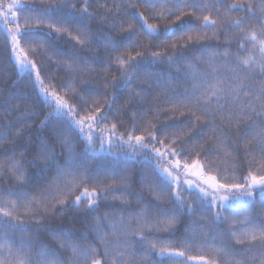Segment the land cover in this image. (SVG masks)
I'll use <instances>...</instances> for the list:
<instances>
[{
  "label": "snow or ice",
  "instance_id": "6c2138e0",
  "mask_svg": "<svg viewBox=\"0 0 264 264\" xmlns=\"http://www.w3.org/2000/svg\"><path fill=\"white\" fill-rule=\"evenodd\" d=\"M221 8L203 0H0L13 67L36 92L19 97L31 107H4L13 94L0 102V184L9 186L0 187V264H264V0L227 5L226 13H245L235 20L221 19ZM97 20L93 30L88 21ZM225 20L240 33L225 36L235 52L201 43L218 40ZM162 36L149 54L141 38ZM65 37L68 48L57 44ZM160 64L167 70H148ZM33 116L35 135L25 131ZM117 143L123 155L112 153ZM128 160L142 167H120ZM68 209L82 215L52 228Z\"/></svg>",
  "mask_w": 264,
  "mask_h": 264
},
{
  "label": "trees",
  "instance_id": "16d2710c",
  "mask_svg": "<svg viewBox=\"0 0 264 264\" xmlns=\"http://www.w3.org/2000/svg\"><path fill=\"white\" fill-rule=\"evenodd\" d=\"M5 2L7 3L8 0H5ZM25 2L31 3V0H25ZM90 2H91V0H90ZM117 2H120V0H117ZM240 2H244V0H203V3L208 4V5H215L216 7H220L221 4H224L225 8H221L220 17H221V19H224L226 16H230V18L232 20H235V19H237V18H239L241 16H244L245 13L244 12H236V11H233L230 14L226 13V6L229 5V4H232V3H240ZM255 2L257 4H259L261 2V0H255ZM110 4H111V0H109V5ZM79 6L80 5H78V7ZM90 11H92V12L97 11V5L95 3H93V6L90 9ZM101 11H103V9H101ZM140 11H143V8H141ZM257 12H258V9H257ZM145 15L147 16V13H145ZM212 15L215 16L216 15L215 12H213ZM88 23L90 24V26H91V28L93 30H96L99 27L101 22L99 20H97L95 22L88 21ZM110 23L111 22H109V24ZM149 23H156V21L151 19V18H149ZM8 26L9 27H14V25H8ZM158 28L160 29V32L163 33L164 29H165V25L163 23H160V24H158ZM41 31L47 32L48 29L44 28ZM217 31H218V35H219V39L218 40L209 39V40L203 41L201 43L204 44V45H209L211 47H225V46H227V47H230L233 52H235L236 48H237L236 40L232 39L230 42H228L226 44L225 36L226 35H231L233 37H237V36L240 35V33L238 31L237 32H229L227 30V20H225V23L219 25ZM112 35L114 37L119 38V37H121L123 35H127V33L112 32ZM179 35H180V33L177 32L176 33V37H178ZM209 36L210 37L212 36L211 31H209ZM176 37L167 38L169 44H170L171 39H175ZM141 39L143 41L144 46L148 49V53L150 54L151 51L157 45L161 44V42L165 38L162 36L160 40L150 39V38H147V37H142ZM66 41H67V43H66ZM57 44H58V46L65 47V48H68V47L71 46V42L68 41L67 37H65V40L57 41ZM169 51H171L170 47H169ZM103 54L104 53L101 52V55H103ZM189 55H191V53H189ZM146 59H147V57H146ZM13 64H14V60L11 57V54H10V44H9V40L6 39V31L3 28L0 27V102H3L5 100V98L9 96V94H13V95H15L17 97V99L14 100L12 104L5 105L4 107L11 108V107H14V105L16 103H21L22 107H25V106L31 107L32 103H33L32 100H29L27 102V104H24L19 99V97L21 95L27 96V97H30V98H34L35 97L36 92H35V90H34V88L32 86L31 78H29L26 73H20L17 67H13ZM148 70L149 71H155V72H160L162 70L166 71L167 70V66L165 64H160L158 67L154 66L152 68H149ZM171 72H172L173 75L176 74V70L174 68L171 70ZM63 75H64L63 73L60 74L61 77ZM9 77H11V79L14 80L16 83L13 86V84L11 82H9L8 86L4 87L5 81L8 80ZM55 82L57 84H59L60 83V78H57V80ZM171 86L173 88H179V89H183L184 87H187L186 84L176 85L175 83H173ZM124 91H125V93H127L129 90L125 89ZM123 99H124L123 96H121L120 99L117 101V106H119V104L123 102ZM147 106L148 105H145V107H147ZM35 110H36L37 113H40L42 111H44V112L48 111L47 109H42L40 106H37ZM113 114H115V111H114ZM2 115H4V108H0V116H2ZM19 115H20V113L18 111L15 112V113H11L9 115L8 119L14 120ZM40 119H43L42 115L40 116ZM178 119H182V118L178 117ZM5 122H7V120H5ZM28 122L33 125V128L32 129H25V131H31L32 134L35 135L36 134L35 133V126H37L39 124V121L35 118V116H33ZM163 123H170V121L164 120ZM124 126H125V128H127L129 130L131 129V125L128 124L127 121H125V125ZM26 142H27V137H25L24 140L20 141V146H24L26 144ZM80 147L82 149L83 145H81ZM105 147H107V144L105 145ZM96 148L97 149L100 148L99 142L96 143ZM0 151H2V148H0ZM112 153H114V154L115 153H119V154L123 155L124 148H121L119 146V144L117 143V144H115L113 146ZM102 155L107 160H111L112 159V157L107 156V153H104ZM28 159H31V156H29ZM97 159H99V157ZM125 166H127L132 171H136V170H138V169H140L142 167V164H141V162L139 160H137V161L128 160V161H126V162H124V163H122L120 165V167H125ZM247 170L248 169H247L246 162L240 165L239 172H240L241 175H246ZM230 175H231V173H230ZM0 187L7 188L9 186L6 185V184H0ZM260 200H261V196H260L259 192H257V196H256V208H257V210H259V201ZM111 202H112L111 197H109L108 203H111ZM104 211H105V208L101 207L100 214L102 215L104 213ZM77 215H82V212L81 213H76V212L72 211L71 209H68V211L65 213V216L67 217L66 219H60L58 217L55 222L49 221V223L51 224L52 228H57V227H60L62 225L69 224L70 223V218L72 216H77ZM183 224H184V221H182L181 224H180L181 228H183ZM32 226L33 225L29 224V227H32ZM161 235H165V234H161ZM16 236L18 238L19 234H16ZM109 238L110 239H115L114 237L111 236V234H109ZM97 246H98L100 252L102 253L103 252V246L99 245L98 242H97ZM236 247H239V246H236ZM192 253H193V255H198L199 254L198 250L195 249V248L192 249ZM139 255L142 256L143 253H140ZM138 260H139V256H138ZM140 264H143V262L140 261ZM188 264H202V262L197 261V260H192V261H189Z\"/></svg>",
  "mask_w": 264,
  "mask_h": 264
},
{
  "label": "rangeland",
  "instance_id": "374dc122",
  "mask_svg": "<svg viewBox=\"0 0 264 264\" xmlns=\"http://www.w3.org/2000/svg\"><path fill=\"white\" fill-rule=\"evenodd\" d=\"M1 28H3L5 31H6V28H4V27H2V26H0ZM9 27V26H8ZM9 44H10V40H9ZM11 46V45H10ZM13 60H14V58H13ZM18 68V67H17ZM19 70V69H18ZM194 179V178H193Z\"/></svg>",
  "mask_w": 264,
  "mask_h": 264
}]
</instances>
